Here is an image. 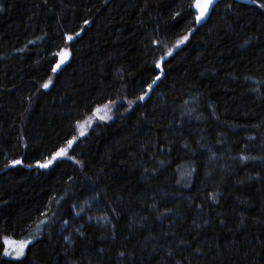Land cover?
I'll list each match as a JSON object with an SVG mask.
<instances>
[{
	"label": "trees",
	"instance_id": "trees-1",
	"mask_svg": "<svg viewBox=\"0 0 264 264\" xmlns=\"http://www.w3.org/2000/svg\"><path fill=\"white\" fill-rule=\"evenodd\" d=\"M193 3L0 0V264H264V0Z\"/></svg>",
	"mask_w": 264,
	"mask_h": 264
},
{
	"label": "snow or ice",
	"instance_id": "snow-or-ice-1",
	"mask_svg": "<svg viewBox=\"0 0 264 264\" xmlns=\"http://www.w3.org/2000/svg\"><path fill=\"white\" fill-rule=\"evenodd\" d=\"M212 3H213V0H204L203 3H201L200 0H198V2H197V4H196V7H198V8L200 9V14L196 17L197 22H199L200 20H202V19L204 18L205 13L208 11V6H209L210 4H212ZM259 6L262 7V8H264V4H261V5H259ZM178 15H179V14H178ZM85 23L87 24L88 21H85ZM67 39H68V40H72L73 37H72V36H68ZM187 39H188L187 36L183 37L181 40H179V41L177 42V46H179V44L184 43ZM168 55H171V51H169ZM62 56H63V59H66V58H67V53H66V52L63 53ZM63 59H62L61 62H63ZM157 66L159 67V65H157ZM56 67L58 68L59 65H57ZM55 70H56V69L54 68L53 71H55ZM159 79H160V77L157 76V77H156V80H159ZM155 82H156V81L154 80V81H153V84H154ZM44 87L47 88L48 85L45 84ZM148 87H149V89H151L152 85H149ZM146 94H147V93H145V95H146ZM140 99H141V100L144 99V96H141ZM81 134L83 135V133H81ZM72 143H73L72 140H69V141H68L69 146H71ZM64 155H66V150L62 148V149H60L57 153H55L53 159H56V158H58V157H62V156H64ZM21 163H22V162L19 161V160H14V161H12V165H13V166L18 165V164H21ZM51 163H52V160H48L46 163L39 164V167L47 168V167L49 166V164H51ZM5 242L8 243V241H5ZM26 243H27V242H20V243H19V249L17 250V256H20V255L23 254V249H24Z\"/></svg>",
	"mask_w": 264,
	"mask_h": 264
},
{
	"label": "rangeland",
	"instance_id": "rangeland-1",
	"mask_svg": "<svg viewBox=\"0 0 264 264\" xmlns=\"http://www.w3.org/2000/svg\"><path fill=\"white\" fill-rule=\"evenodd\" d=\"M67 53V58L63 59L62 54L63 53ZM71 57V51L69 48H63L62 51L59 54V67H56V70H60L66 63L67 61L70 59ZM63 59V62H61ZM81 130H85V128H83ZM34 235H29V236H24L21 238H15V237H8L5 241H8V243L5 242V248H4V253H3V257L7 258V259H21L25 256L27 249L29 247V245L31 243H33L37 238L40 237L41 234H36V232H33ZM20 242H27L25 244V247L23 249V254L20 256H17V250L19 249V243Z\"/></svg>",
	"mask_w": 264,
	"mask_h": 264
},
{
	"label": "water",
	"instance_id": "water-1",
	"mask_svg": "<svg viewBox=\"0 0 264 264\" xmlns=\"http://www.w3.org/2000/svg\"><path fill=\"white\" fill-rule=\"evenodd\" d=\"M222 1L223 0H213V3L208 6V11L205 13L204 18L202 20H200L199 22H197V25L202 26L203 24H205L208 21L209 17L211 16L212 11L215 8V6L218 5ZM235 1L244 2L247 0H235ZM197 2H198V0H194L193 7H192L193 11L196 14V17L200 14V9L198 7H196ZM200 2L203 3L204 0H200Z\"/></svg>",
	"mask_w": 264,
	"mask_h": 264
}]
</instances>
